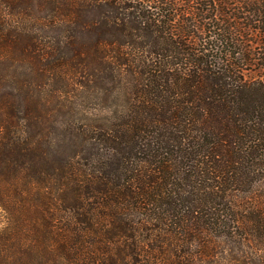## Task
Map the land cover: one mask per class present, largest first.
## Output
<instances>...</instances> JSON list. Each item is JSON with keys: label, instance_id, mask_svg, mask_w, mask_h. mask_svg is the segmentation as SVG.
<instances>
[{"label": "trees", "instance_id": "1", "mask_svg": "<svg viewBox=\"0 0 264 264\" xmlns=\"http://www.w3.org/2000/svg\"><path fill=\"white\" fill-rule=\"evenodd\" d=\"M0 264H264V0H0Z\"/></svg>", "mask_w": 264, "mask_h": 264}]
</instances>
